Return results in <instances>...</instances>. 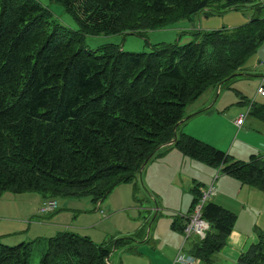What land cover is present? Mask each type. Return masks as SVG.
Instances as JSON below:
<instances>
[{"label": "trees", "instance_id": "trees-1", "mask_svg": "<svg viewBox=\"0 0 264 264\" xmlns=\"http://www.w3.org/2000/svg\"><path fill=\"white\" fill-rule=\"evenodd\" d=\"M50 1L63 7L76 30L58 23L38 0H0V196L40 195L42 204L56 202L49 213L58 199L89 197L98 204L118 186L134 185L141 167L167 146L264 195L257 156L235 161L175 131L198 114L186 113L191 104L241 76L246 60L264 43V1ZM249 8L245 24L186 33L193 40L182 45L148 44L149 51L140 53L113 44L96 50L84 45L86 36L143 39L198 13L209 17ZM254 112L264 120V106ZM193 195L190 213L201 198L198 187ZM201 211L212 228L186 251L200 264H213L237 219L210 201ZM137 237L96 245L86 236L60 232L46 240L39 264H107L112 248L124 249ZM37 242L0 243V264H29ZM237 262L264 264V231Z\"/></svg>", "mask_w": 264, "mask_h": 264}, {"label": "crops", "instance_id": "crops-1", "mask_svg": "<svg viewBox=\"0 0 264 264\" xmlns=\"http://www.w3.org/2000/svg\"><path fill=\"white\" fill-rule=\"evenodd\" d=\"M205 17L207 16L201 15L202 23L199 28L209 31L211 28L207 26L208 20ZM188 26L187 21H182L171 26L168 34L177 41L179 33L187 35L186 33L193 32H189ZM222 27L232 28L225 22ZM260 66H255L254 70H258ZM249 70L250 68L245 69ZM232 80L221 85V88L207 91L201 101L191 104L187 114H198L180 124L175 130L176 136L184 133L214 147V143L206 136V122L224 116L231 130L236 128L234 121L231 123L230 120L242 114L241 107L247 106L251 93L246 82L233 87L235 80L231 83ZM260 84L264 86V72L260 75ZM223 87L225 92H222ZM229 93L235 96L234 99L232 95H227ZM214 94L216 100L213 102L211 100ZM258 96L264 97L256 95L255 92L253 100L251 99L252 108L242 126L236 128L235 134L231 131V138L234 139L232 144L226 150L222 149L223 151L214 148L227 151L225 153L235 161L247 162L251 156H257L264 167V120L258 118L254 112L256 107L264 106V103H256ZM232 105L236 107L229 108ZM251 114L253 118L249 123L248 117ZM249 124L257 126L258 130L250 129ZM134 182V185L124 184L115 188L105 198L102 209V202L93 209L89 202L67 198L57 200L55 212L40 214L39 208L44 200L42 196L31 193L16 195L17 197L5 195L10 196L12 202H16V207L0 205V237L5 245L31 243L36 240L37 243L44 241L46 244V240L54 235L69 231L88 237L96 245H110L115 239L138 235L137 240L130 246L124 249L112 248L109 263L172 264L183 243L180 227L185 224L190 214L193 189L198 187L201 191L211 186L214 193L209 201L234 214L237 219L226 245L215 254L213 264H237L238 257L257 242L258 232L264 231V195L260 191L240 184L236 179L219 173V170L183 156L171 146L165 147L158 156L148 161ZM137 186L139 191L136 195ZM139 199L149 203L146 205V214L142 211V202ZM32 217L36 220L33 221ZM147 226L149 232L146 233ZM194 240L198 239L194 237L192 241ZM190 246L188 242L185 243L187 249Z\"/></svg>", "mask_w": 264, "mask_h": 264}, {"label": "rangeland", "instance_id": "rangeland-1", "mask_svg": "<svg viewBox=\"0 0 264 264\" xmlns=\"http://www.w3.org/2000/svg\"><path fill=\"white\" fill-rule=\"evenodd\" d=\"M38 1L42 4L43 7L49 10L53 19H55L58 23L62 24L63 26L67 28L73 29V30L77 29L76 24L74 23L70 15L65 12V10L63 9L61 5L52 3L50 0H38ZM251 13H252V10L249 8L247 10L229 11L222 15H216V16L214 15V16H209L205 18L208 20L207 26L211 28L210 30H219L223 28L222 24L224 22L227 23L228 26H232V28L245 24L246 22H248L249 16ZM201 15H202L201 13H198L192 16L189 20H187V23L189 24L188 26L189 32L190 31L196 32L198 30L204 31L199 28V25H201L202 23L200 21ZM262 15L264 16V10H263ZM169 29L170 27L164 28L162 30H156L150 33L148 32L143 39L138 36H134V35L86 36L84 38V45L86 46V48H89L91 50H96L97 48L107 45V44H113V45L118 46L120 49H122L125 52H132V53L148 52L149 45L157 44L160 42L175 43V40L171 39V35L168 34ZM178 35H180V37L177 40H179L181 45L186 44L193 40V36L191 34L182 35L179 33ZM174 39H176V37ZM170 40H173V41H170ZM257 65H261V66L258 70L257 69L254 70L255 66ZM263 67H264V43H262V45L258 48L255 54H253L246 60L243 67L239 71V73L241 74V76H243V78H241L240 76L234 77L233 80L231 81L232 83L235 80L232 83V86L234 87L236 84L246 82L248 84V90L251 93V99H252V97L255 96L256 89L260 85V75L262 76L264 72ZM246 68H250V70L245 71ZM225 91L226 89L225 87H223L222 92H225ZM227 95L229 96L232 95L231 96L232 98L235 97L233 96V94H230V93ZM251 99L249 102H251ZM215 100H216V94L213 95V98L211 101L214 102ZM198 101H201V98ZM256 103L258 104L264 103V97L258 96L256 98ZM248 104L246 107H241L242 114L246 113ZM231 107L234 108L236 107V105L229 106V108ZM188 108L186 109V113H187ZM237 117H239V115H237L236 117L234 116L233 119L230 120V122L232 123V121H234V119H236ZM251 118H253L252 114L249 115L248 117L249 123H251ZM206 125H208L206 136L210 139L212 143H214L215 148H218L220 150L222 149L226 150L228 146H230L232 142L234 141L233 137L231 138V131H232V134H235L237 129L234 127V129L231 130L229 124L227 123L226 117L220 116V118L216 120H213L211 122H206ZM248 127H250V129L253 128V130L255 131L258 130V127L253 124L252 125L249 124ZM224 152H227V151H224ZM138 189L139 188L137 186V191L135 192L136 195L139 191ZM5 195H13L14 197H17L14 194H9V193L3 194L0 196V205L16 207V204H15L16 202H12L11 201L12 198L10 196H5ZM79 200L89 202L92 205L93 209H95L97 206V203L92 202L89 197H82V198H79L78 201ZM104 200L101 201L102 202L101 209L103 208ZM139 200H141L142 202L141 204L143 208L142 211H144L145 212L144 214H146V211L148 209L146 205H148L149 203H147V201H142V199H139ZM32 220L35 221L36 219L32 217ZM147 232H149L148 226L146 228V233ZM193 239H194V236H191L187 242L190 243ZM0 242L4 244V242L2 241V237H0ZM183 243H184V236H183ZM183 243H182L183 250H184L183 253L188 254V252L186 251L187 248L185 247V244ZM7 245L13 246V244H7ZM45 246H47V244H45L44 241L40 243H35L32 246V253H31L29 264H39L41 256L46 249ZM197 260H198L197 264H200V260L199 259Z\"/></svg>", "mask_w": 264, "mask_h": 264}, {"label": "built area", "instance_id": "built-area-1", "mask_svg": "<svg viewBox=\"0 0 264 264\" xmlns=\"http://www.w3.org/2000/svg\"><path fill=\"white\" fill-rule=\"evenodd\" d=\"M260 2H263L264 0H259ZM256 95H262L264 96V86L260 84L257 88ZM252 104V101L250 102V105L247 107V111L244 114H240L239 117H237L234 120V125L236 128H240L244 122V119L246 118V115L250 111V106ZM201 198L199 202L195 205L193 211L188 215L186 218V222L183 226V236H184V243L189 240L191 236H194L198 240H202L205 238L206 233L210 229L209 223H207L202 218V208L203 205L210 200L211 195L214 193L213 187H209L207 190H201ZM56 207V202L54 200L48 201L46 203H43L40 208V213H49L52 212ZM106 263L109 264V261L106 260ZM198 260L189 255L183 253V245L176 253L174 260L172 264H197Z\"/></svg>", "mask_w": 264, "mask_h": 264}, {"label": "water", "instance_id": "water-1", "mask_svg": "<svg viewBox=\"0 0 264 264\" xmlns=\"http://www.w3.org/2000/svg\"><path fill=\"white\" fill-rule=\"evenodd\" d=\"M178 125H179V123L176 126H178ZM143 168H144V165L141 167L140 172L142 171ZM210 228H212V226H210Z\"/></svg>", "mask_w": 264, "mask_h": 264}, {"label": "clouds", "instance_id": "clouds-1", "mask_svg": "<svg viewBox=\"0 0 264 264\" xmlns=\"http://www.w3.org/2000/svg\"><path fill=\"white\" fill-rule=\"evenodd\" d=\"M170 145V144H169ZM109 261V259H107ZM110 264V263H109Z\"/></svg>", "mask_w": 264, "mask_h": 264}]
</instances>
